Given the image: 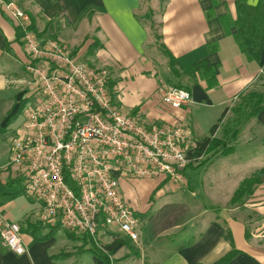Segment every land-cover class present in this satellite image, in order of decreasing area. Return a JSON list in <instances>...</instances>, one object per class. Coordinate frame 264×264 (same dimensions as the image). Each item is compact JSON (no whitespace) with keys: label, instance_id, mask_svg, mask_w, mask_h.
<instances>
[{"label":"crops","instance_id":"obj_1","mask_svg":"<svg viewBox=\"0 0 264 264\" xmlns=\"http://www.w3.org/2000/svg\"><path fill=\"white\" fill-rule=\"evenodd\" d=\"M1 1H14L28 13L30 28L41 39L59 40L79 60L108 69L110 90L115 89V97L119 95L116 104L127 114L148 125L183 123L193 143L210 136L226 142L231 139L233 151L214 156L205 170L221 158L226 159V169L234 172L247 173L253 162L258 164L255 170L264 169V48L260 62L249 60L233 37L236 27L226 33L221 17L236 20L235 0H160L155 6L151 0H0V130L27 100L26 86L20 82L27 77L24 32ZM162 49L176 59L174 68ZM200 61L204 66L194 71L193 65ZM167 84L188 90L191 102L180 109L162 106L161 89ZM258 98L263 107L253 116L261 103ZM245 119L250 121L246 126ZM214 125L217 129L212 135ZM255 140V150L244 149V144L251 146ZM10 152L11 145L3 148L0 143V216L20 224L26 253L8 249L0 238V264H58L71 254L79 259L89 246L65 230L66 239L73 244L62 250L57 238L61 227L42 224L41 205L25 195L20 171L10 164ZM246 177L248 173L229 190L218 189L216 184L211 190L212 185H204V181L200 190L197 186L189 190L164 176L124 181L125 199L139 218L138 241L116 230L105 233L103 240L125 241L113 256L118 264H213L232 249L237 254L227 264H264V175L249 200L254 203L250 205L254 220L249 213L243 214L247 210H240L237 216L234 212L238 211L220 206L213 213L199 208L189 224L180 218L167 221L164 210L159 211L158 223L150 222L156 198L161 201L169 193L181 191L198 196L205 187L212 201L227 203ZM166 185L168 194L162 192ZM175 186L181 188L176 192ZM247 223L255 228L248 229ZM225 224L232 241L226 240ZM40 233L51 234L41 240Z\"/></svg>","mask_w":264,"mask_h":264},{"label":"built area","instance_id":"obj_2","mask_svg":"<svg viewBox=\"0 0 264 264\" xmlns=\"http://www.w3.org/2000/svg\"><path fill=\"white\" fill-rule=\"evenodd\" d=\"M3 8L23 29L28 73L23 122L11 138L10 164L18 167L25 195L41 205L40 220L97 239L116 230L136 242L139 218L125 199L121 181L164 176L184 181L196 148L183 123L146 124L118 106L110 72L73 56L56 39H41L30 16L14 1ZM161 103L180 109L188 90L167 84ZM193 143V144H192ZM2 244L26 253L20 224L0 216Z\"/></svg>","mask_w":264,"mask_h":264},{"label":"rangeland","instance_id":"obj_3","mask_svg":"<svg viewBox=\"0 0 264 264\" xmlns=\"http://www.w3.org/2000/svg\"><path fill=\"white\" fill-rule=\"evenodd\" d=\"M151 2L153 4V6H155V5H157V3L160 2V0H151ZM159 60H163V57L159 56ZM97 68H99V67H97ZM25 75L26 76L28 75L26 70H25ZM159 78H160V76L158 77V79ZM172 82H173V84L178 85L177 82H175L174 80H172ZM114 90L115 89L112 88L114 101H115V103H118L117 98L119 95H117L115 97L116 91H114ZM161 105L163 106L162 103H161ZM26 106H27V102L24 101L19 110L16 107V109L18 111L15 113L16 115L13 116V119L10 121V124L7 127H2V129L0 130V143H2L3 148H7V147H9V145H11L10 140H11L12 136L15 134L16 128L19 125H21L23 122L24 108ZM240 111H243V110L239 109L238 112H240ZM236 112H237V110H236ZM242 118H244V117H242ZM248 120L245 119V123H244L245 125L244 126H246V125H248V123H250V121H248ZM237 127H239V129H240L241 123L238 124ZM244 133L247 134L248 132H246V130H245ZM224 142L226 143V148H231L233 150V146H232L233 141H231V139H228L227 142L226 141H224ZM257 143L258 142L255 140L254 142H252L250 144L251 146H249L248 144H244L243 146L245 147L244 149H246L247 147H250V149L255 150V148H257V146H258ZM217 154L223 155L224 153L222 151H218L217 153L204 154L198 159L193 158L190 165L185 170L184 181L180 184H177V185L182 186L181 184H183L189 190L192 188V186H197L196 189L200 190L201 189L200 186L204 181V183H205L204 185H207L206 182H208V184L212 185L211 188L208 187L211 190H214V184L218 185L217 186L218 189L229 190L230 188H232L234 186V184L240 178H242L243 175L246 176V174L248 173V177H249L256 171L255 169L257 168V165H258L256 162L249 164L250 166L248 168L247 173H245L242 170H240L239 172H234L231 169H226V165H227L226 159H223V158H221L220 160H215V162L212 164V166H210L208 170H205L207 165H209L208 162ZM234 176H235V178H234ZM134 180H138V179L122 180L121 181V187H122V183L124 181L132 182ZM258 185L256 187V190L258 188ZM179 186H175V187L178 188ZM167 187L168 186L166 185L162 189V192L164 194H168L166 192H170V191L166 190ZM180 188L175 189V191L177 192ZM122 190H123V188H122ZM256 190H255L254 194L256 193ZM175 191H172V192H175ZM254 194L242 203L231 204L230 201H228L227 203H224V202L216 203V202L212 201L213 196H211V194H209V192L207 191V188H205V187H204V191H202L201 194L199 193L198 196H192L190 191H186V192L181 191V192H178L177 194L169 193L168 194L169 196L168 197L165 196L161 201L157 200V198L154 200V202H156V203H155L153 210L150 212V219H151L150 222L151 223H153V222L158 223V220L160 219L159 218V215H160L159 211L164 210V211H166V214L168 217L167 221L173 222L174 220L177 221V219L180 218L181 219L180 222H182V223L187 222L189 224V222H190L189 219L192 217V215H194V212L199 210V208L201 210L206 209L210 213L211 212L213 213L215 207L218 209L220 206H226L227 208L234 209L235 211H238V212H234V213H237L236 214L237 216L240 215V210H245V211L247 210L248 212H244L243 214L247 215L249 213V215H250L249 217H251L250 219L254 220L255 213L252 212V210H251L252 208L250 206L251 204H254V203L249 201L254 196ZM165 198H167V201ZM171 201H173V202H171ZM34 202H36V201H34ZM181 214H184V215H181ZM251 214H252V216H251ZM141 220H142V218H141ZM141 222H142L141 224H143L144 220H142ZM247 227H248V229L255 228V227H251L249 223H247ZM65 232H66L65 229L60 228V230L57 233L58 234L57 238H58L59 244L62 245V248H63L62 250L67 251L71 247V245L73 244V241L69 240V238L66 239L67 237L65 236ZM71 235H73L74 237H77V239L80 242L81 241L84 242L85 244L84 243L83 244L85 247L90 246V244L87 243L85 239H83V237H85L86 235L73 234V233ZM86 237H88V236H86ZM97 241L100 244H105L103 237H99V239H97ZM84 246L82 245V247H84ZM71 255L73 257L71 256V258H68L66 260H58L57 261L58 264H62V263H64V264H94L93 255H92L91 251H89V250L85 251V254L82 257H80L79 259H78V257L75 258V256L73 254H71ZM115 260L117 262H119L117 259H115Z\"/></svg>","mask_w":264,"mask_h":264},{"label":"trees","instance_id":"obj_4","mask_svg":"<svg viewBox=\"0 0 264 264\" xmlns=\"http://www.w3.org/2000/svg\"><path fill=\"white\" fill-rule=\"evenodd\" d=\"M215 2H217V0H214V3ZM235 4L237 12L236 20L231 21L230 17L227 15L221 17L224 29L226 33L230 34V28L236 27V32L233 34V37L241 52L244 53L249 60L260 62L264 48V0H258L256 4H251L248 0H235ZM161 47L163 48L162 45H160V48ZM162 51L169 57L170 66L174 68L176 59L169 50L162 49ZM204 64V61L194 64L193 70L200 71ZM213 74L214 71H212V78L214 77ZM209 78L210 77H208V79ZM259 100L261 103L254 108L252 113L253 116H256L263 107L262 100ZM216 129L217 125H214L211 129L212 135H214ZM218 151H222L224 154H230L233 150L231 148H226V143L224 141L210 136L197 142L196 148L190 150L188 156L192 159H198L204 154L217 153ZM263 175L264 169H258L251 176L245 178L234 192L230 203H242L251 197L254 194L257 185L262 181ZM224 226L226 228V240L232 241L230 229L226 224ZM38 228L41 231L43 227ZM21 232H23L22 229ZM50 234L51 233H40L41 240L47 239ZM71 234L72 233L69 232L71 238H77ZM83 239L90 244L88 250L91 251L93 255L94 264H118L113 256L124 246V240L118 239L98 245L89 237L85 236ZM236 254V249H232V251L228 252L213 264H227Z\"/></svg>","mask_w":264,"mask_h":264}]
</instances>
